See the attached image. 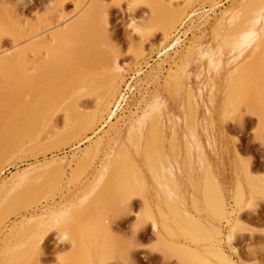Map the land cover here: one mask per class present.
<instances>
[{
  "label": "rangeland",
  "instance_id": "374dc122",
  "mask_svg": "<svg viewBox=\"0 0 264 264\" xmlns=\"http://www.w3.org/2000/svg\"><path fill=\"white\" fill-rule=\"evenodd\" d=\"M242 2L100 0L97 10L106 16V35L95 32L92 36L87 34L92 37L90 39L84 36L85 45L79 49L80 61L76 59L78 65L69 58L73 67L66 59L68 50L59 52L60 63L56 69L49 70L52 79L48 77L54 86L59 87L65 77L73 76V71L74 76L81 75L76 76L81 82L85 78L98 77L96 74L103 69L107 76L109 71L106 70L116 58L122 65L119 74L122 79L117 81V78L119 87L97 126L92 127L91 121L68 123L63 110L53 111L57 128L76 131L70 143L32 150L28 139L20 138L17 131L7 125L9 108L16 114L20 109H15L28 105L29 98H22L24 101L19 102L13 91V95L8 93L4 100L1 98L0 146L20 138L25 151L7 155L1 165L0 182L22 168L26 170L4 184L0 183V264H224L202 248L203 242L192 243L183 234L176 233L174 237L164 234L165 240L160 237L158 240L151 228V220L143 217L144 208L149 204L155 217H158L156 207L160 205L171 219V212L177 208L192 209L189 208V195L196 193L200 210L194 214L207 228L211 216L206 206L204 209L201 187L207 182L212 187L214 178L228 199V223L221 220L218 224L222 252L233 262L231 264H264L263 62L255 58L254 67L245 68L240 73L235 70L239 63L255 57L260 50L264 51V5L257 13L260 28L254 37L242 43L241 55L237 53L240 50L237 45H228L222 37L230 22L226 17ZM86 5L83 1L76 6V0H0V14L3 13L4 17L16 15L15 18L32 23L41 15L55 20L54 10L57 9L62 12V19L71 23ZM185 19L184 33L187 30L189 33L181 42H171L174 46L170 50L164 49L165 45H170L176 26ZM56 24L55 20L52 25ZM236 37L240 39L238 35ZM1 45V50L11 48L14 45L12 35H3ZM67 47L71 48V45ZM161 48V53L148 64L147 57ZM142 62L144 69L140 67ZM129 71L135 76L136 91L124 111L115 116L111 105ZM82 75H85L83 79ZM3 88L5 91L4 85ZM193 96L198 100V104L192 107L194 110L189 109V99ZM95 97L87 88L73 102L88 114L98 107ZM10 102L11 106L4 108ZM154 104H158V108L152 112ZM2 107L7 109L3 112ZM144 111L147 117L139 123ZM135 125L142 126L139 128L141 133ZM154 130H161L159 149L148 141L151 138L149 133ZM52 131L43 129L39 134L40 142L47 143L55 138ZM155 136L158 135L155 133ZM87 146V152L81 156ZM155 150L161 152V158L154 155V162L159 163L160 172L164 167L161 165L166 164L170 176L164 175V171L154 175L146 164L144 153L155 154ZM53 154L65 155L67 160L53 162L49 159ZM73 155L76 159H72ZM44 160H47L46 164ZM172 174L174 179H171ZM105 179L107 184L101 186ZM237 183L242 185L243 198H234ZM100 188L104 190L100 192ZM181 191H185L187 202H182ZM11 193L17 194L14 197L21 200L16 211H5L2 205L13 198ZM166 203L174 210L171 207L167 211ZM40 209H53L58 212L57 216L66 215L69 222L54 228V214L30 218L34 213H40ZM81 210L80 217L75 218L76 212ZM20 216H27L30 220L14 225ZM90 223L94 229L90 228ZM68 224H71L72 231L69 233L66 231ZM65 234L68 240L61 242ZM77 240L85 243L82 245ZM185 245H190L194 252ZM20 248H23L22 253L29 251L28 258L25 252L21 258L18 256L21 255Z\"/></svg>",
  "mask_w": 264,
  "mask_h": 264
},
{
  "label": "bare ground",
  "instance_id": "6f19581e",
  "mask_svg": "<svg viewBox=\"0 0 264 264\" xmlns=\"http://www.w3.org/2000/svg\"><path fill=\"white\" fill-rule=\"evenodd\" d=\"M83 1H86V4H87L86 7L82 11V13L80 15H78V17L75 18V20H73L71 23H68L69 21L68 22L64 21L62 19V17H63L62 12L61 11L59 12V10L55 9L54 10L55 15L53 17H55L57 24L54 26L52 24L54 23L55 20H53L47 16H42V15L38 16L35 22L27 23L24 21V19L19 20V19L15 18L16 15L12 16L10 14L12 16L11 17L8 14L7 17H4L2 15L3 14L2 12H1L2 14H0V85H1L0 92H3V93H0L1 94L0 95V101L3 104V100L5 99L4 96L9 95L8 93H10V95H11L13 92H14L13 93L14 96L17 95L15 98H18L19 102L24 101L25 98H29L28 103L26 102V104H28V105H25V106L22 105V107L19 106V108L15 109L17 111H18V109H20L18 113L15 114L14 110H12V113H11V111H10L11 109L9 108V110L7 112V113H9V115H7L8 116L7 119L12 120V121L9 122L7 120V125L9 127V129H12V131L13 130L17 131L18 134L16 132L15 133L18 136H20V138L21 137L27 138L28 141L30 142V147H32V150L37 149V148H42V147H48L49 149H51V148L58 147V145H60V144H66V143H70L73 141L76 131L73 128H64L63 130H60L59 128H57V125L54 124L55 123L54 118H53L55 115L53 112L54 110H63L65 113V118H66L68 123H74V124H78V123L80 124L81 123V124H83V123L91 121L90 124H92L91 125L92 127L97 126V123H99V121L102 119L104 112L106 111V106L114 98L115 92L117 90V86L119 87V85H117V82H116L117 78L119 77V80H117V81H120L122 79L119 76L122 65L115 58L113 60L114 63L109 67V69L106 70V72L109 71V75H107V76L104 74L105 72L103 69V71L101 70V72L99 71L96 74L98 77L92 76L90 78H85L84 82H81L82 80L80 81L79 80L80 78L79 79L76 78V76L78 74H76V76H74L75 73L73 71V76L65 77V82L62 85H60L59 87L54 86V84L52 83L53 80L52 81L50 80V78L52 79V77H51V74H50V76L48 75V72L50 73L51 71H49V70H52L53 68L56 69V67H58L57 65H59L58 63H60L58 60L59 52H61L62 50L64 51V49L68 50L69 54L67 53L66 59L70 63V66L73 67V65H71V64H73V62H74V65H75L76 59H77V61H80L79 60L80 56H81L80 50L83 47V45H85V42H83V40H85V37H87L88 35L92 36V34L95 32H97V34L100 33V35H103V36L106 35V26H107L106 16L103 12H101V10H99V11L97 10V9H99L98 5L100 4L99 3L100 0H76V6L77 5L79 6ZM215 3L213 5H215ZM263 3H264V0H243V2L241 4H237L235 6L233 13L230 12L231 15L229 17H226V18H230V20H229L230 22H229L228 26L224 28L223 33H222L223 34L222 37L225 39V42L228 45H237V48L239 47V49H240L242 43H244L246 40H249L250 38L255 36V32H256L257 28L258 29L260 28V26H259L260 18H259L257 13H259L262 10V7L264 5ZM59 8H60V6H59ZM97 11L100 13H98ZM97 14H99V15H97ZM4 15H5V13H4ZM5 34L12 35V37L14 39V45L11 48L1 50V48H2L1 37ZM236 35H238L240 37V39H237ZM83 37H84V39H83ZM90 38H92V37H89V39ZM86 39H88V38H86ZM256 39H258V38H256ZM253 42H254V40H253ZM66 44L68 46L71 45V48L67 47ZM79 45H81V47ZM247 46H249V45H247ZM242 49L238 50V52H237L238 55L242 54V52H243ZM260 51L261 52L258 53L257 55H255V57H251L250 59H248L244 62L242 61L243 63H239V66L236 67L235 70L238 71V73H240L241 70L243 71L245 68L248 69V67H251L254 65L255 60L258 58V59H260V62L261 61L263 62L262 63L263 69L261 71V72H263L264 71V61H263L264 60L263 59L264 51L263 50H260ZM77 52H79L80 54H78ZM262 54H263V56H261ZM76 55H77V58L75 57ZM78 57H79V59H78ZM69 58H71L73 62ZM239 58H240V56H239ZM153 60H155V59H153ZM85 63H87V62H85ZM148 64H150V63H148ZM258 64H256V66ZM76 65H78V64L76 63ZM83 65H84V63H83ZM87 65L91 66L90 63H87ZM72 67L69 69H72ZM88 68H90V67H88ZM102 68H106V67H104L102 65ZM68 70L66 72V75L69 74ZM71 73H72V71H71ZM261 74L262 73H260V75ZM263 75H264V72H263L262 76ZM80 76L81 75H78V77H80ZM84 76L82 75V79ZM257 76H259V73H257ZM86 80H88V81L86 82ZM88 82H89V84H88ZM229 83H230V81H229ZM3 85L5 86V91H3L4 90ZM6 87H8V88L10 87V89H9L10 91L8 90L9 92L6 91L8 89ZM87 88H88V91L89 90L92 91L93 95H96V97H97V103L96 104L98 105V107L94 111L89 112L88 114H86L85 112H82L76 106V103H74L80 95H82L84 92H86ZM11 91H13V92L11 93ZM14 96H12L13 99H14ZM18 96L21 98H19ZM2 97H4L3 100H1ZM10 98H11V96H10ZM22 98H24V99L22 100ZM189 100H190L189 101V105H190L189 109L191 107V109L194 110V108H192V107H194L198 104L197 97L193 96ZM227 103H228V101H227ZM11 104H12V102H10V105L4 104L5 105L4 108L7 106L10 107ZM225 104H226V102H225ZM157 108H158V104H154L152 107V112H155L157 110ZM2 109H3V107H2ZM124 109H122L119 113H115V116L121 114L124 111ZM5 110L3 109L2 111L4 112ZM192 110H190V111H192ZM145 112L146 111H144L142 116H140L139 123H141V122L143 123L144 120L146 119L147 115H144ZM13 113L15 116L12 119L11 116L13 115ZM110 113H111V111H110ZM111 114H113V113H111ZM109 116H110V114H109ZM137 126L135 125L136 130L139 129L140 127H142L139 125H137ZM46 128H49L51 131H52V129L54 130L52 132H53V134H55V138H53L50 142L41 143L39 140L40 135H41L40 133L43 131V129H46ZM140 130L141 129H139V132H140ZM160 132H161V130H158L157 132H155V130H154V133L153 132L149 133V136L151 135V138H149L148 141H150L153 144V146H156L157 149L160 148V146H159L160 142L158 143V141L161 140V139H159L161 136ZM140 133H137V134L139 135ZM155 133L159 137L155 136ZM18 136H15V137H18ZM19 139L14 138L12 140V143L10 142L11 141L10 140L9 141L10 143L7 142L8 144H6V145H4V143H3V145L0 146V170L3 166L2 164L4 163V161H6L7 155L11 156V155L15 154V152L17 153L18 151H20V152L25 151V150H23L25 148L22 146V143H20ZM87 150H88V146L83 151H81L82 152L81 156H84L85 153L87 152ZM155 152H157L158 155ZM155 152H154L155 154L150 153V152L144 153V158L146 160V164L148 165L152 174L159 175V173L162 174L164 171V173H163L164 175L166 173L167 176H170V174L167 173L168 170H166V164L161 165V166H164L165 168L163 167V171L160 172V170H162V169H159V166H160L159 163H155L153 159H154V155H155V157L159 158L161 156L160 155L161 152L159 150H157V151L155 150ZM75 156L76 155H73L72 159L75 158ZM49 159H51V161H53V162L54 161L55 162H58V161L63 162V161L67 160L65 155L58 156L55 154H53V156H51ZM43 163L46 164L47 160H44ZM160 163H162V162L160 161ZM156 165H157L158 169H157ZM25 170H26L25 168H22V170L15 172L8 179H6V178L2 179V181L0 183L4 184V183H6V180L8 181L10 179H14L21 172H25ZM109 173H110V171L107 173V175H109ZM169 173H171V169H170ZM172 176H173V174L171 175V179H174L173 178L174 176L173 177ZM105 180H106V182L101 183V186L104 185L105 183L107 184V179H105ZM168 180L169 179H167V181ZM212 183H213V185L211 184L212 187L209 185L208 182L205 183V186H203V184H202L201 188H202V191L203 190L204 191L203 192L200 191L201 194L204 195V196L201 195L204 198V199H202L204 209L206 210V208H205V206H206L208 209L207 212L211 216V221L208 220L206 223L208 225L207 228H205V224L203 222H201L199 218L196 217V214H194L195 211L197 212L198 210H200L199 209L200 206L198 205L199 204L198 198L194 195L196 193L190 194L189 195L190 197L188 196L190 199V206H189V202L187 204H188L189 208H192L193 210L192 209L186 210V209H182V208L181 209L175 208L176 210H174V207L171 206V207H173L174 211L173 210L169 211V212L173 211V212H171V214H173V216L171 215L172 218L170 219V217L164 212V210L161 208L160 205H157V207H156V210H158V217H155L152 210H151L150 205L146 204V206L144 208V216L143 217L149 218L151 220V226H152L151 228H152V230H155V235L157 234L158 240H160V239L162 240L164 238V234H167L169 236L174 237L177 235L176 233H180V234H183L187 238V240L192 242V243L203 242L202 248L205 249L206 252L209 253V255L214 254L216 256L217 260L221 261L222 263L231 264L232 261L221 250L220 246L222 243V239H221L222 234H221L220 227L218 226V224L221 222V220H225L226 223H228V216H229V212L227 209V207H228L227 206V200L228 199H226V196L223 192L222 186L218 183L216 178H214V181ZM173 185H176V183ZM100 189H98L100 192H102L104 190V188L103 189L100 188ZM161 189L163 191V188H161ZM99 191L97 192V194H100ZM184 192L185 191H183L180 196L182 198V202H187L186 201V199H187L186 194ZM11 194H12L13 198L7 199V201H5L4 204L2 205V209H5V211H8V210L16 211L17 206H18L17 203L20 202L19 201L20 197H14V196H17V194H14V193H11ZM18 195L20 196V194H18ZM242 195H243L242 185L240 183H237L236 188H235L234 198L239 199L242 197ZM205 202H206V205H205ZM237 204H239V202L236 203V205ZM36 206L37 205H35V207ZM166 207H168L167 211L169 210V208L171 209L170 205L165 206V208ZM40 210H38V211H40ZM82 210H84V208ZM82 210L78 211L79 213L76 212V216L74 215L75 218L80 217L79 215L82 212ZM2 212H4V210ZM47 213L54 214L55 216L59 215L58 212L53 210V209H47V210L44 209V210H41L40 213H36V214L32 213L33 215H30V218L37 219L38 217L45 216V214H47ZM22 214H24V213H22ZM27 216H28V214H27ZM176 216L178 217V219H173ZM26 217L22 216L17 221V223H13V224L14 225L22 224V223L30 220V218H28V217L26 218ZM70 221H71V219H70ZM83 223H85V222H83ZM90 226H91L90 228L93 227L92 224ZM69 227H71V224H68L66 226V228H67L66 231L68 233L71 231V229ZM74 228H76V227H74ZM93 229H94V227H93ZM95 229H97L96 226H95ZM66 231H64V232H66ZM76 232H74V233H76ZM92 232L89 231V233H92ZM71 235H72V233H71ZM159 237H160V239H159ZM82 240H79V241L77 240L76 242L80 243V244L85 243ZM164 240H165V238H164ZM73 241H75V240H73ZM80 244L78 246H81ZM200 245H201V243H200ZM29 246H31V244ZM29 246H28V250L31 249V247L29 248ZM185 247L187 249H190L189 250L190 252L192 251L191 250L192 248L190 247V245H185ZM3 249H5V248H3ZM21 249H23V248H20V250H19L20 252L22 251ZM27 252H29V251H27ZM27 252H25V253H27ZM192 252H194V251H192ZM23 253L21 252L20 253L21 255H18V256L21 258V256H23ZM27 254L26 255L28 258L29 253H27ZM30 254H31V252H30ZM26 255L24 256L25 258H26ZM179 257L182 258V256H179ZM25 258H22V259H24V261H25ZM85 258L88 259V256H86ZM185 262H186V260H185Z\"/></svg>",
  "mask_w": 264,
  "mask_h": 264
},
{
  "label": "built area",
  "instance_id": "2783aa9c",
  "mask_svg": "<svg viewBox=\"0 0 264 264\" xmlns=\"http://www.w3.org/2000/svg\"><path fill=\"white\" fill-rule=\"evenodd\" d=\"M184 21H185V23H184ZM184 21L182 24L177 25L176 28L174 29V31L172 33V40L170 41V43H168L171 46L165 45L164 49L170 50V48H172L174 46V44H171V42H175V43L181 42L184 39V37L189 33L188 30L184 33V30L187 26L186 19ZM162 50H163V48L159 49V51H157V52L151 53L147 57L146 62L147 63L152 62L153 59H155L157 57V55L161 53ZM140 67H141V69L145 68V65L143 64V62L141 63ZM135 86H136V84L134 82V75L131 71H129L125 75V80L120 87V91H119L115 101L111 105V110L114 114L119 113L122 109H124L126 107L127 103L129 102L130 97L136 91Z\"/></svg>",
  "mask_w": 264,
  "mask_h": 264
},
{
  "label": "clouds",
  "instance_id": "9594fccd",
  "mask_svg": "<svg viewBox=\"0 0 264 264\" xmlns=\"http://www.w3.org/2000/svg\"><path fill=\"white\" fill-rule=\"evenodd\" d=\"M69 222V218L66 215L54 216L52 218V224L54 228H59L62 224ZM68 236L65 234L61 240V242L67 241Z\"/></svg>",
  "mask_w": 264,
  "mask_h": 264
}]
</instances>
